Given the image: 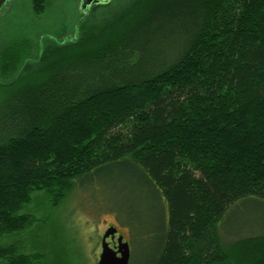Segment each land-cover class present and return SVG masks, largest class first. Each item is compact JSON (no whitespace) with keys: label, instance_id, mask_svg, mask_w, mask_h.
<instances>
[{"label":"trees","instance_id":"obj_1","mask_svg":"<svg viewBox=\"0 0 264 264\" xmlns=\"http://www.w3.org/2000/svg\"><path fill=\"white\" fill-rule=\"evenodd\" d=\"M81 21L67 40L0 42V239L34 225L35 193L58 207L127 166L162 218L139 264H264V228L219 229L264 207V0H111ZM22 250L0 243V261L47 264Z\"/></svg>","mask_w":264,"mask_h":264},{"label":"rangeland","instance_id":"obj_2","mask_svg":"<svg viewBox=\"0 0 264 264\" xmlns=\"http://www.w3.org/2000/svg\"><path fill=\"white\" fill-rule=\"evenodd\" d=\"M51 1L52 6L41 16L32 15L27 0L11 1L10 10L0 17V42L36 33L67 40L81 32V16L87 13L82 11V0ZM25 211L36 218L34 225L0 243L18 242L22 251L38 253L47 264H98L102 237L110 226L131 242V260L133 257L134 264H139L154 241L147 229L158 228L162 219L154 195L127 166L105 167L79 179L58 207H50L44 193L37 192ZM261 228L264 207L256 203L239 204L219 224L224 239L225 229L243 237L252 235L251 231L260 234Z\"/></svg>","mask_w":264,"mask_h":264},{"label":"water","instance_id":"obj_3","mask_svg":"<svg viewBox=\"0 0 264 264\" xmlns=\"http://www.w3.org/2000/svg\"><path fill=\"white\" fill-rule=\"evenodd\" d=\"M103 0H82V11L87 12L94 4H100ZM1 6V4H0ZM118 229L110 226L102 237V252L98 264H130L131 247L129 241L124 240L121 234L117 238V246L112 247L109 238L115 239Z\"/></svg>","mask_w":264,"mask_h":264},{"label":"flooded vegetation","instance_id":"obj_4","mask_svg":"<svg viewBox=\"0 0 264 264\" xmlns=\"http://www.w3.org/2000/svg\"><path fill=\"white\" fill-rule=\"evenodd\" d=\"M11 1H13V0H0V4H1V6H0V17L5 15L7 13V11L10 10ZM118 236H119V231H118L117 235L115 236V239L109 238L110 240H112V241H110V244H112V246H114V247L117 246L116 239Z\"/></svg>","mask_w":264,"mask_h":264}]
</instances>
